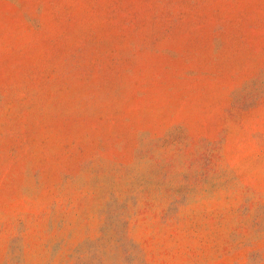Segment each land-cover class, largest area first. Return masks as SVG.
<instances>
[{
    "label": "rangeland",
    "instance_id": "obj_1",
    "mask_svg": "<svg viewBox=\"0 0 264 264\" xmlns=\"http://www.w3.org/2000/svg\"><path fill=\"white\" fill-rule=\"evenodd\" d=\"M0 264H264V0H0Z\"/></svg>",
    "mask_w": 264,
    "mask_h": 264
}]
</instances>
